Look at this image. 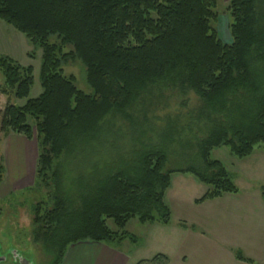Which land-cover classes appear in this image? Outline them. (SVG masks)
I'll return each instance as SVG.
<instances>
[{
  "label": "trees",
  "instance_id": "1",
  "mask_svg": "<svg viewBox=\"0 0 264 264\" xmlns=\"http://www.w3.org/2000/svg\"><path fill=\"white\" fill-rule=\"evenodd\" d=\"M215 6V0H0V21L41 51L42 93L22 106L8 102L0 133L34 139V185L53 186L49 211L39 216L32 209L31 235L47 264H61L78 242L114 248L128 237L121 231L131 219L168 225L164 195L172 174L208 187L195 205L237 194L209 154L226 147L244 159L264 150V0L229 1V44L212 25ZM73 61L82 64L91 94L63 75ZM0 69V93L27 99L32 68L0 58ZM173 105L181 110L170 115ZM87 162L74 180L60 172ZM235 259L252 263L240 252ZM137 264L169 259L157 254Z\"/></svg>",
  "mask_w": 264,
  "mask_h": 264
},
{
  "label": "rangeland",
  "instance_id": "2",
  "mask_svg": "<svg viewBox=\"0 0 264 264\" xmlns=\"http://www.w3.org/2000/svg\"><path fill=\"white\" fill-rule=\"evenodd\" d=\"M227 5L223 0H216L217 22L212 23V25L217 30L220 41L222 28H226V19H228ZM227 40L229 44L230 39L227 38ZM0 58H6L21 67L32 68L33 85L28 98L25 100L11 98V104L22 106L27 100L36 99L42 93L39 83L41 51L35 49L23 35L1 21ZM67 65L63 67V75L65 77L73 76L77 89L87 95L91 94V89L85 82L82 64L73 61ZM3 84L4 77L0 69V87ZM173 106L170 115H175L181 110L179 107ZM4 108H1L0 112ZM28 124L30 125L31 122ZM9 133L11 132L9 131ZM30 142L35 152L38 153L35 140L32 139ZM12 147L14 146L10 147V150L12 149L10 156L12 166L8 172L6 151L0 136V169L3 167L4 175L3 171L0 174L4 180L7 173H12V176L27 173L29 166V155L21 149ZM15 147L19 146L15 144ZM102 148L104 149V146ZM103 149L100 150L97 147L98 156L96 158L100 159ZM84 151L86 154L91 150L86 149ZM253 152V154L264 153L260 148H255ZM258 157L263 158L260 155ZM248 158H235L226 147L213 149L210 152L209 159L219 161L224 166L238 192L234 198L205 201L203 202L204 205L200 204L202 206L195 205L193 201L199 199L208 190L207 186L200 184L192 176L181 174L170 176L171 186L164 195V203L170 211V226L183 222L196 223L203 232H208L207 237L202 240L201 249H197L198 253L195 254V258L191 256L187 264H196V262L198 264H264V202L262 200V194H264V160H259L254 164ZM15 166L17 171L14 172L12 169ZM68 166L64 165L60 172L65 180L69 179L68 181H70L75 179V175L88 168V162L84 167L82 165ZM172 166L180 167L181 164L174 162ZM180 178L187 179V182L181 184ZM52 188V184L35 186L33 182L31 187L15 190L9 195L0 190V264H21L22 260L26 259L31 260L33 264L48 263L49 258L45 248L37 242V239L36 241L33 240L31 223L34 217L32 209L37 208L38 214L41 216L51 208L53 203ZM107 226L115 230L111 221H107ZM149 229L150 224H141L137 219L129 220L121 231L128 237L116 242L114 248L125 255L135 257L137 262L144 258L151 259L154 255L152 254L154 239L150 238ZM246 230L250 232L248 240ZM130 237H133L135 242L131 241ZM218 242L224 243L222 244L224 247H218ZM137 247H143L144 250L140 251V254L134 255V250ZM237 252H240L244 258L250 259L252 263L237 261L235 259ZM169 264H181V262L177 260V257L174 259L172 257V259L169 258Z\"/></svg>",
  "mask_w": 264,
  "mask_h": 264
},
{
  "label": "crops",
  "instance_id": "3",
  "mask_svg": "<svg viewBox=\"0 0 264 264\" xmlns=\"http://www.w3.org/2000/svg\"><path fill=\"white\" fill-rule=\"evenodd\" d=\"M223 1L228 4L230 0H223ZM227 38L230 39L228 33V19H226V28L224 27L222 28L221 41L224 44H228ZM8 102L10 103L12 101L8 100L5 96H3L0 93V107L3 109V107H5ZM0 136L2 137V144L4 145L6 151L5 154L6 168L8 172L12 166V159H10V156L12 155L11 154L12 149L10 150L11 146H14L12 148L21 149L23 152L29 155V161H28L29 166L27 167V173L22 175L15 174V176H12V173L11 174L7 173V175L5 176V180L2 176L0 190L3 193L9 195L15 192V190H22L24 188L27 189L33 185L38 153L35 152L34 147L31 145V142L21 136H16L11 133L1 134ZM15 144L19 147H15ZM253 153L249 156V158L248 157L247 158L253 161L254 164L259 160L260 161L264 160V153L261 154H253ZM258 155L262 156L263 158L258 157ZM1 168L4 175L3 167ZM12 171L14 172L17 171L16 166L12 169ZM186 176H190V175H186ZM179 182L181 184H185L187 182V179L180 178ZM170 186H171V179H170ZM236 196L237 194L235 195L226 194L217 200H222L224 198L231 199V197L234 198ZM202 205L204 204L202 203ZM181 224H184L185 228L181 227ZM149 234L151 236L150 238L154 239V245L152 251V254L154 255L152 256V258L157 254H162L166 256L168 259L169 258L172 259V257L174 259L177 257V260H179L181 264H187L190 261L191 256L195 258V254L198 253L197 249H201L202 240L205 237H207L208 232H203L202 229L196 223L189 224L183 222L175 226H170V223L165 226L158 224L150 225ZM246 234L248 240V235H250L249 230L248 231L246 230ZM217 244L218 247L220 248L224 247L222 245L224 243L222 242H218ZM143 250H144L143 247L142 248L137 247L136 250H134V255L140 254L139 252ZM142 260H147V259L144 258L141 259L140 261ZM136 262L137 261L135 257H131V255H125L124 253H121L120 251L116 250L113 247H108L100 243L78 242L66 248L61 264H137L139 261L137 263ZM196 264H198V262H196Z\"/></svg>",
  "mask_w": 264,
  "mask_h": 264
},
{
  "label": "water",
  "instance_id": "4",
  "mask_svg": "<svg viewBox=\"0 0 264 264\" xmlns=\"http://www.w3.org/2000/svg\"><path fill=\"white\" fill-rule=\"evenodd\" d=\"M21 264H33V263L31 262V260L26 259V260H22Z\"/></svg>",
  "mask_w": 264,
  "mask_h": 264
}]
</instances>
